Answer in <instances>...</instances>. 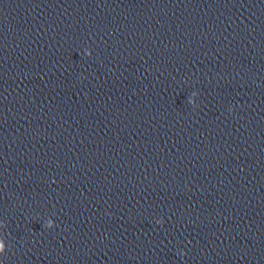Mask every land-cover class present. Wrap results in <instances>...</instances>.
I'll return each instance as SVG.
<instances>
[{
    "label": "water",
    "instance_id": "1",
    "mask_svg": "<svg viewBox=\"0 0 264 264\" xmlns=\"http://www.w3.org/2000/svg\"><path fill=\"white\" fill-rule=\"evenodd\" d=\"M0 264H264V0H0Z\"/></svg>",
    "mask_w": 264,
    "mask_h": 264
}]
</instances>
